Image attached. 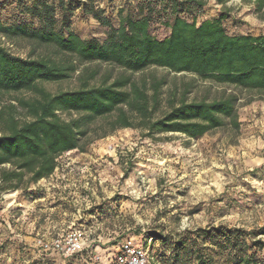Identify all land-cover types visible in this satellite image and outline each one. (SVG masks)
Wrapping results in <instances>:
<instances>
[{"label":"rangeland","instance_id":"1","mask_svg":"<svg viewBox=\"0 0 264 264\" xmlns=\"http://www.w3.org/2000/svg\"><path fill=\"white\" fill-rule=\"evenodd\" d=\"M30 1L0 0V19L7 23L27 20L39 26L36 18L20 11ZM49 1L56 7V28L61 25L62 16L69 13L70 29L82 38H105L106 26L84 11L83 0H63V5L61 0ZM140 1L93 0V5L117 25L118 10H130L134 14L139 10ZM205 1L197 21L217 17L225 11L224 26L229 33L264 34V11H257L253 0H228L224 5L217 0ZM162 19L154 18L150 24V32L157 38L169 34ZM0 44L22 56L49 53L59 57L51 48L33 45L25 39L9 40L0 35ZM85 65L100 70L91 83H99L104 75L111 73L114 77L121 71L96 62ZM79 70L70 78L41 84L52 92L78 87ZM153 76L165 78L154 117L168 109L170 100L178 101L187 82L192 83L184 95L187 100L213 98L231 89L192 74L174 73L156 66L133 74L135 79L147 82ZM235 91L240 96L237 128L224 124L189 139L178 132L145 136L140 128L122 127L97 137L103 131L102 126L106 130L110 127L108 122L98 119L93 125L95 130L82 140L86 148L60 154L57 166L48 177L29 181L27 174L18 188H2L1 182L2 257L7 254L13 259L11 255L17 254L12 252L13 248L9 251V247H40L39 239L50 242L69 229L80 227L84 231L83 247L113 250L125 238L133 237L148 248L152 264H165L163 257L169 254L172 239L183 231L219 224L247 231L262 228L264 93ZM20 95L27 93H11L5 99ZM60 115L69 117L66 113ZM18 116L23 117L20 109ZM255 239L264 241V234H257ZM257 258L261 260L258 264H264V247L257 252ZM11 261L9 264H13ZM24 264L91 262L72 258L63 262L57 257L35 255Z\"/></svg>","mask_w":264,"mask_h":264},{"label":"trees","instance_id":"2","mask_svg":"<svg viewBox=\"0 0 264 264\" xmlns=\"http://www.w3.org/2000/svg\"><path fill=\"white\" fill-rule=\"evenodd\" d=\"M227 1L217 0L222 5ZM93 3L82 2L84 11L106 26L103 40L82 38L70 29L69 13L62 16L56 28V7L49 0H31L20 10L36 18L39 26L27 20L7 23L0 19L1 36L28 40L51 48L59 56H22L0 44L2 188H18L27 174L29 181L51 175L60 154L86 148L82 140L95 130L93 125L98 119L110 127L106 130L102 126L97 137L116 128L137 127L145 136L178 132L195 139L224 124L239 126L240 96L235 89L264 93V34L229 33L224 26L225 11L197 21L205 0H141L134 14L118 10L117 25ZM253 3L257 11H264V0ZM154 18H163L168 35L157 38L151 34ZM91 62L121 71L91 83L100 72L97 67L85 65ZM151 66L192 74L231 89L213 98L187 100L184 95L192 87L187 82L178 101L170 100L168 109L154 117L165 78L153 76L148 83L133 77ZM77 70L78 87L52 92L41 84L70 78ZM20 91L27 95L5 99ZM19 109L23 117L18 116ZM61 113L69 117L62 118ZM257 234H264V226L247 231L219 224L183 231L172 239L163 260L165 264H258L261 260L257 252L263 249L264 241L255 239ZM76 258L80 257L72 259Z\"/></svg>","mask_w":264,"mask_h":264},{"label":"built area","instance_id":"3","mask_svg":"<svg viewBox=\"0 0 264 264\" xmlns=\"http://www.w3.org/2000/svg\"><path fill=\"white\" fill-rule=\"evenodd\" d=\"M63 235L66 236L63 238ZM63 235L50 242L39 239L40 247H34V255L57 257L63 262L79 256L76 260L85 263L90 260L91 264H152L148 248L133 237L125 238L113 250L108 248L106 251H98L93 247H83L84 231L80 227H73Z\"/></svg>","mask_w":264,"mask_h":264},{"label":"crops","instance_id":"4","mask_svg":"<svg viewBox=\"0 0 264 264\" xmlns=\"http://www.w3.org/2000/svg\"><path fill=\"white\" fill-rule=\"evenodd\" d=\"M58 198H61V197H58ZM11 232H13V229H11ZM8 248V247H6ZM10 248L12 249L13 248V251L12 252H16L17 251V254L15 255H11L13 256V259L12 257H10V255L8 256L7 254L2 255L0 254V264H9V260L11 259L12 263L13 264H24L26 262V260L30 257V259H32V257L35 258V251L36 249L35 248H32V247H9V251H10ZM6 249V251L8 250ZM17 259V260H15Z\"/></svg>","mask_w":264,"mask_h":264}]
</instances>
